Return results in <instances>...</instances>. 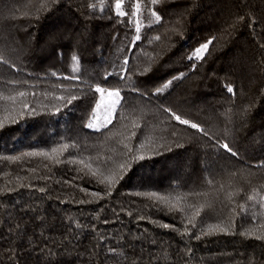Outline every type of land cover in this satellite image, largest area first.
<instances>
[{"label":"trees","instance_id":"trees-1","mask_svg":"<svg viewBox=\"0 0 264 264\" xmlns=\"http://www.w3.org/2000/svg\"><path fill=\"white\" fill-rule=\"evenodd\" d=\"M116 2L0 0V121L9 115L0 128V264H264V240L239 235L255 226L253 213L264 220L246 199L264 195V0H150L161 17L150 24L133 9L118 15ZM209 40L202 59L187 58ZM96 85L121 93L99 131L86 126ZM18 91L28 93L22 102L2 98ZM63 144L52 159H5ZM112 174L118 183H100ZM149 192L183 211L137 195ZM216 224L230 234L195 238Z\"/></svg>","mask_w":264,"mask_h":264},{"label":"snow or ice","instance_id":"snow-or-ice-1","mask_svg":"<svg viewBox=\"0 0 264 264\" xmlns=\"http://www.w3.org/2000/svg\"><path fill=\"white\" fill-rule=\"evenodd\" d=\"M151 2H152V4H157V3L160 2V0H151ZM42 7H46V5H42ZM93 7H95V5H93ZM121 7H122V0H117V2L115 4V8H116L117 14L120 15V16H124L125 15V12L121 10ZM135 9H136V12L133 13V15H135L136 13H138L140 11V4L139 3H137L135 5ZM101 10L103 11V7H101ZM151 15L155 17V21L156 22H159L160 21L161 17L159 15H157L156 12L153 11L151 13ZM136 31H137V33L140 32V22L139 21L137 22V25H136ZM135 39L136 40L141 39L140 35H137ZM155 39L159 40V37H156ZM210 44H212V40H209V41L201 44L187 58L189 60H193V59L200 60V59H202L203 56H204V53L207 52ZM262 47H264V45H262ZM72 61H73L72 71L74 73L75 72H78L79 71V67H78V63L79 62H78L77 57L75 55L72 56ZM0 63L7 64V61L3 59L2 55H0ZM125 64H127V60H125ZM144 71L147 72V71H149V69H145ZM52 75H56V74L55 73H52ZM182 75L183 74H181V77H174L173 79L182 78ZM73 78H78V77H73ZM105 79H107V77H105ZM171 83H172V81H168L167 83H165L163 85V88H158L156 91L157 92L164 91L165 89H167L169 87V85ZM227 90L230 93L233 92V89L230 86L227 87ZM94 91L96 93H100L101 94V98L96 103L95 109H93V113H92L93 120H95L97 118V112H98V110L102 106L104 107V110H105L106 115L103 117V124L102 125L98 126L96 123H94L93 121L90 120V122L86 126L88 128H92V129H94L96 131H99L101 127H105L106 128V127H108L109 124L112 123L113 112L115 111L116 105L120 103L121 96H120V90L119 89L109 90V89H105V88L101 87L100 85H96ZM105 92H107V96L110 99V103H107V104H105V102H104V94H105ZM27 95H28V93L25 92V91H18V92H16L15 95H7V96H3L2 98L5 101H10L13 104H15V103H17L18 98L22 102V99L25 98ZM57 99L63 100L64 97H57ZM75 99H77V97L73 95V96H71L70 99L67 100V103L70 104ZM23 108L24 109H28L29 108V105L27 103H23ZM13 111H14V109H13ZM32 111H35V109H32ZM164 111L170 113V119H175L176 121H178L182 125H188L192 129H197V130L203 132V129H200V126L198 124L192 123V122H190L187 119H182L180 115H177L176 113L172 112L171 109H167L166 108V109H164ZM5 112L6 113L8 112L7 108L5 109ZM20 114L23 115V112H21ZM8 120H9V115H5L4 121H8ZM4 121H0V128H3L5 126ZM10 122L11 123H15L16 122L15 118L12 117L11 120H10ZM175 134H176L175 132L172 133V135H175ZM206 134L207 133H205V135ZM135 135H136V133L133 132V136H135ZM221 146L228 153H231V155H233V156L238 155V153L235 152L232 148H230L227 143H224ZM140 147L143 148L144 145L141 144ZM160 147H163V145H160ZM68 148H69V145L68 144H63V145L59 146V148H52L50 153L49 152H44V151H41V152H27V153H21L20 156H9V157H5V159L12 160V161H16V160H20L21 157H23V156H45V157H48L49 159H52L55 154H57L58 152L60 154H62V151L61 150H67ZM125 148L128 149V152L129 153H131L133 151L131 148L128 147V145H125ZM168 150L170 151L171 148H169ZM144 158L145 157L142 156V155H133L131 157L132 160H137V161L138 160H143ZM55 162L56 163H61V161L59 159H56ZM79 163L83 164L84 162L83 161H79ZM261 166H264V164H262ZM85 167L91 169V165L90 164L85 165ZM120 168L121 169H124L125 168V165L124 164H121L120 165ZM92 174L95 175L96 174L95 171H93ZM119 179H123V176H120ZM105 180L108 182L109 186L113 182H116V183L119 182L117 180L115 174H112V175H109V176L105 177V179L104 180H101L100 183H104ZM209 183L211 184V181H209ZM253 191H254V195H248L246 199L248 201L253 202L260 209H264V195H260L259 192H257L256 190H253ZM238 194L239 193H229L228 194L229 200H231L234 195H238ZM91 195L94 196V197L101 198V199L103 198V197L100 196L99 193H91ZM108 195H111V192L110 191L108 192ZM137 195H144V196H147V197H150V198L151 197H155V198H157V200L163 202L166 206H168L170 210L175 209V210H178V211H183L182 208L178 209L177 208V204L172 203L169 200L168 197L159 196L155 192L137 193ZM180 199H183V198H177V203H179V200ZM189 207H192V206L189 205ZM201 207H203V205ZM239 209L245 215L248 214V209L246 208V206L244 204H240L239 205ZM199 215H200V209L197 208L192 213V216L188 217V223L191 224L192 227H195V224L193 223L194 218L197 217V216H199ZM251 218H252L253 223H254L255 226L250 227V228L246 229L243 232H240L239 235L244 236L246 238H255L257 240H264V220H258L257 214H255V213L252 214V217ZM161 226L164 227V228L171 227L170 225H167V224H163ZM175 230L178 231V232L180 231L179 229H175ZM215 232H223L225 234H230L229 233V229L227 227H224L221 224H216V225H209L206 230L205 229H201L200 235L196 236L195 238L196 239H200L204 235L213 234ZM180 234L181 235H189L190 234L187 226H185L184 231L181 232ZM110 251L113 252V253H115V249H110Z\"/></svg>","mask_w":264,"mask_h":264},{"label":"rangeland","instance_id":"rangeland-1","mask_svg":"<svg viewBox=\"0 0 264 264\" xmlns=\"http://www.w3.org/2000/svg\"><path fill=\"white\" fill-rule=\"evenodd\" d=\"M137 3L140 4V11L137 13L140 16L139 20L143 24H150L151 22H154L155 18L150 13V10H151L150 9V0H122L121 10L124 11L125 13H128V12H130L131 9H133L136 12L135 5ZM109 90H112V89H109ZM120 96H121V93H120ZM100 98H101V94H100L99 99L97 100V102L100 100ZM104 102H105V104L110 103V99L107 96V92H105V94H104ZM96 103H95L94 109L96 107ZM118 105L119 104L116 105L115 111H116ZM115 111L113 112L112 121H113V118H114ZM105 115H106V113H105L104 107L102 106L97 112V118L95 120H93V116L91 115V117H90L89 121L87 122V124L91 120L94 123H96L98 126H100V125L103 124V117ZM102 128H104V127H101L100 129H102ZM90 129H92V128H90ZM92 130H94V129H92Z\"/></svg>","mask_w":264,"mask_h":264}]
</instances>
